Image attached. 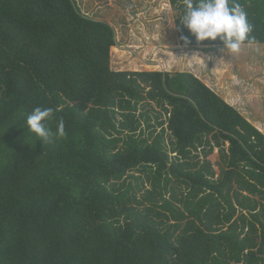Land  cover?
I'll use <instances>...</instances> for the list:
<instances>
[{"label":"trees","instance_id":"16d2710c","mask_svg":"<svg viewBox=\"0 0 264 264\" xmlns=\"http://www.w3.org/2000/svg\"><path fill=\"white\" fill-rule=\"evenodd\" d=\"M170 2L179 44L223 45ZM235 2L264 43V0ZM115 44L75 0H0V264H264V134L190 72L112 69ZM37 107L66 139L30 132Z\"/></svg>","mask_w":264,"mask_h":264},{"label":"rangeland","instance_id":"374dc122","mask_svg":"<svg viewBox=\"0 0 264 264\" xmlns=\"http://www.w3.org/2000/svg\"><path fill=\"white\" fill-rule=\"evenodd\" d=\"M75 2L86 16L105 21L113 27L116 42L114 47L117 51L110 47L109 62L112 69L167 71L171 74L190 72L264 134V43H257L251 48L246 44L239 55L226 50L221 52L220 49L224 48V45L208 47L181 45L175 26V19L179 14L170 0H75ZM257 46L260 48L259 52L256 51ZM192 54L201 55L203 63H198L195 58L191 60ZM209 56L213 59L209 60ZM167 63H171L172 67H166ZM145 65H161V68L149 69ZM142 105H145L144 109L148 111L150 117H155L154 112H158V115L164 118L160 107L153 101H149V104L141 101L137 113L143 110ZM141 126H144V122ZM227 146L228 143L225 144V147ZM197 152L199 159H203L201 151ZM206 159L212 163L217 176L218 165L221 164L218 148L215 147ZM127 175L140 177L138 183L144 182L145 188L150 186L145 182V174L138 168ZM126 179V183L135 184L133 178ZM136 195L138 198L143 197V190H137ZM165 195L169 197V193L166 192Z\"/></svg>","mask_w":264,"mask_h":264},{"label":"clouds","instance_id":"9594fccd","mask_svg":"<svg viewBox=\"0 0 264 264\" xmlns=\"http://www.w3.org/2000/svg\"><path fill=\"white\" fill-rule=\"evenodd\" d=\"M186 13L182 23L196 37L198 42L216 41L218 38L224 45L220 51H229L239 55L245 45L249 48L257 45L254 24L249 22L245 8L235 0H183ZM231 4V6H230ZM185 45L190 44L187 37H181ZM256 51L260 48L257 46ZM209 60L213 57L209 56ZM54 117L52 108H35L28 117L27 124L30 132L35 133L38 140L44 144L54 143L57 139H66L65 123L60 121L58 130L54 132L49 127V121Z\"/></svg>","mask_w":264,"mask_h":264},{"label":"crops","instance_id":"0c3cea01","mask_svg":"<svg viewBox=\"0 0 264 264\" xmlns=\"http://www.w3.org/2000/svg\"><path fill=\"white\" fill-rule=\"evenodd\" d=\"M163 66V65H162ZM240 85V84H239ZM240 87V86H239ZM222 98V97H221ZM225 100V99H224ZM227 102V101H226ZM252 124V123H251Z\"/></svg>","mask_w":264,"mask_h":264}]
</instances>
